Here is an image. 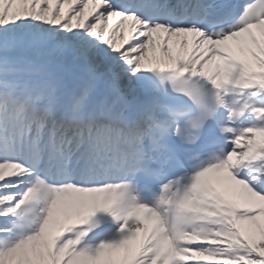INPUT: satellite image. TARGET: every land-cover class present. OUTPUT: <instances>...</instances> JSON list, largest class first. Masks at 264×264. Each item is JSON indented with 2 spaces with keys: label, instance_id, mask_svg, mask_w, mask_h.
Segmentation results:
<instances>
[{
  "label": "snow or ice",
  "instance_id": "snow-or-ice-1",
  "mask_svg": "<svg viewBox=\"0 0 264 264\" xmlns=\"http://www.w3.org/2000/svg\"><path fill=\"white\" fill-rule=\"evenodd\" d=\"M264 264V0H0V264Z\"/></svg>",
  "mask_w": 264,
  "mask_h": 264
}]
</instances>
